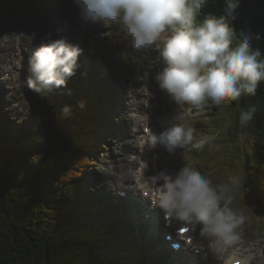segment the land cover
Here are the masks:
<instances>
[{
	"label": "clouds",
	"instance_id": "9594fccd",
	"mask_svg": "<svg viewBox=\"0 0 264 264\" xmlns=\"http://www.w3.org/2000/svg\"><path fill=\"white\" fill-rule=\"evenodd\" d=\"M77 12L82 29L109 25L116 34L127 38L134 52L157 53L163 68L152 78L161 91H165L178 108L167 118L160 120L161 132L150 128V115L140 113L139 127L149 134L145 138L147 149L163 147L169 154L177 150L202 149L207 138L196 135L197 129L188 120L206 111L209 106H220L238 101L241 97H255L264 81V56L259 48H253V40L259 34L250 30L239 34L234 45L233 32L228 20L235 21L241 0H224L223 15L203 14L209 0H70ZM70 26L65 23L53 33L42 38L41 45L29 58L31 75L24 81L33 93L41 95L66 90L68 80L76 74L79 57L83 54L80 42H69L64 33ZM145 87V86H143ZM142 87V88H143ZM154 97L151 95V100ZM149 99L141 100L148 108ZM81 110L86 101L78 103ZM195 110V111H193ZM72 106L64 105L61 115L69 118ZM255 107L241 110L238 116L241 128L254 118ZM37 125L42 121L37 118ZM41 144L44 136L37 137ZM156 169V165H152ZM107 187L123 194V181L105 166ZM155 189L151 207L165 220V226L198 230L204 246L197 251L203 260L211 256L217 264H226L220 255L226 253L241 239L247 217L243 209L235 207L238 193L242 192L244 177L229 175L214 183L197 167L183 164L170 172L167 168L155 170L148 177Z\"/></svg>",
	"mask_w": 264,
	"mask_h": 264
},
{
	"label": "trees",
	"instance_id": "16d2710c",
	"mask_svg": "<svg viewBox=\"0 0 264 264\" xmlns=\"http://www.w3.org/2000/svg\"><path fill=\"white\" fill-rule=\"evenodd\" d=\"M37 4L50 0H0V15ZM223 6L224 0H209L198 21L206 15H223ZM227 22L235 45L239 33L232 20ZM116 44L129 47L121 35ZM103 94L84 81L74 89L69 118L62 117L56 97L47 95L39 107L40 125L21 136L13 134L14 126L11 132L0 130V264H134V252L119 248L123 242L118 238L111 242V247L120 249L118 254L101 257L100 251L108 248L97 246L110 235L106 229L93 231L86 220V174L94 167L100 146L114 137L111 121L104 117L107 95ZM81 100L86 101L84 110L78 107ZM250 107L256 108L254 118L241 128L239 113ZM188 123L198 137L208 139L190 165L214 183L232 174L244 177L245 205L249 200L252 208L264 213V81L255 97L210 105ZM102 125L105 131L99 128ZM41 135L46 138L43 144L37 141Z\"/></svg>",
	"mask_w": 264,
	"mask_h": 264
},
{
	"label": "rangeland",
	"instance_id": "374dc122",
	"mask_svg": "<svg viewBox=\"0 0 264 264\" xmlns=\"http://www.w3.org/2000/svg\"><path fill=\"white\" fill-rule=\"evenodd\" d=\"M76 13L70 0H50V4H37L32 7L18 6L3 16L0 15V46H6L5 50L7 51L9 46L4 41L10 38L13 39V48L18 45L23 46V49L17 52L20 66L16 68V74H11L7 79L3 78V84H0V113L1 115L4 114L2 118L3 129L12 131V126H14L13 134L16 133L21 136L28 133L36 124L35 120L42 116L39 107L44 103L47 95L56 97L57 103L63 107L64 105H71L74 89L77 90L82 82L85 81L96 88H101L102 92L109 97L105 96L104 98V103L107 105L104 110L106 109L105 117L111 121V134L113 133L114 137L105 145L100 146L95 165L86 174L88 176L85 189L88 196L85 204L88 209L86 213L87 222L93 231L102 232L103 229H106L107 234L110 235V240L104 239L97 246L99 250L102 249L101 246L108 248L106 251L103 249L100 251L101 257L116 256L120 251L119 248H123L125 251L132 249L136 252L134 253L136 256L134 264H150L151 260L146 259L151 254L155 255L156 258L158 257L162 264H165L166 252L154 254L153 246L151 242L149 243V237L154 235L159 238L161 234L156 232L150 235L147 230L149 223L146 221L145 226L143 223L137 225L132 218L127 199L117 203L118 206L114 205L117 195L106 185L109 178L105 175V166L110 165L112 172L116 174L117 164L125 165L128 161L138 160L136 164H132V168L127 169L126 174L132 173L134 175L135 170L137 172L142 170L141 172L144 174V168L147 165V168L151 169V173L144 175L142 181L148 183V177L154 174L155 170L167 168L170 172H174L183 164H191L195 151L201 149L192 148L184 152L177 150L175 154H169L163 147L157 146L142 157L149 156L150 163L135 157L139 140L137 139L136 143H133V139L138 137L141 140L144 137L138 135L141 128L139 127V114L132 106L135 101L134 96L146 92L145 96L150 100L149 104H158V112L155 118L157 124L155 129L158 133L163 130L160 126V120L171 116L175 111L174 109L177 110L178 108L165 91L153 86L155 83L152 78L162 70L163 63L162 61L158 62L157 53L150 51L134 52L129 47H119L116 44L118 34H116L113 26H93V33L84 32L85 29L81 28ZM65 18L77 21L75 23L77 29L85 33L81 42L88 46L86 52L79 57V67L76 74L67 82V88L71 90L72 94L67 95L66 90H60L37 95L24 85V81L31 75L29 62H26L28 52L26 49L32 48L34 45L40 46L43 41L42 38L48 32H52L55 36V30L62 28L59 25L63 24ZM6 51L0 49V58L5 57L6 54L10 55V50ZM22 59L23 62H21ZM8 60L5 59L4 63ZM155 69L157 71L154 72ZM151 95L154 97L152 100ZM135 120H138V125L135 124ZM143 149L145 152V148ZM153 164L156 165V169H153ZM117 177L124 179L125 174H118ZM95 190L98 191V195L94 196ZM245 194V186H243L242 192L237 195L235 207L243 209L248 219L243 228L241 240L231 248L238 251L240 249L239 243H244L248 250L253 252L256 257L258 256L255 264H260L258 263L259 257L264 252V213L252 208L249 200L245 205ZM116 239L123 242L119 248L111 247V242ZM201 244L204 246V242ZM153 261V264H159L156 260Z\"/></svg>",
	"mask_w": 264,
	"mask_h": 264
},
{
	"label": "bare ground",
	"instance_id": "6f19581e",
	"mask_svg": "<svg viewBox=\"0 0 264 264\" xmlns=\"http://www.w3.org/2000/svg\"><path fill=\"white\" fill-rule=\"evenodd\" d=\"M65 20H66V18L64 19L63 24L62 25H59V27H63L64 26ZM76 22L77 21L75 19L71 20V23L69 25L70 26L69 31H72L74 29L73 28V24L76 23ZM92 31H93V28L92 27H88V32L89 33H93ZM53 38H56V37L53 36ZM4 42H5L6 45L9 46V49L6 51L5 50L6 46H0V49L2 51H6V52H8L10 50L9 51V54L10 55L8 56V54H6L5 57L0 58V62H1L0 63V66H2L0 68H4L5 70H7L6 73H9V75L16 74V68H18V66H20V64L18 62L19 60H18V58H16L15 62L13 63V60L12 59H13V57L15 55H17V52L19 50H22L23 49V46L21 47V45H18L21 48H19L18 46L16 48H13L14 46L12 45L13 44L12 43L13 42V39L12 38H10V39H8L7 41H4ZM29 48H31V47H29ZM29 48H27L26 51H28ZM8 58H10V59L8 60ZM5 59L8 60V61H6V63H4ZM5 79H7V78H5ZM1 80H3V78ZM108 84H110V83H108ZM153 86L155 87V84H153ZM145 93L142 92L141 94H136V96H134L135 97V101H134V103H132V106L134 107V109L136 110V112L139 115H140V113H143V109L145 108L144 105L141 103V100L146 99L145 98ZM152 93H153V91H152ZM98 105H99V103H98ZM104 112H106V111H104ZM156 112L157 111H155V113ZM3 115H2V118H3ZM135 124L138 125V120H135ZM19 125L21 126L22 124H19ZM99 128L102 131H105L103 125L102 126H99ZM18 129H19V127H18ZM0 130L3 131L5 129H3L1 127ZM6 130L9 131V132H11L9 129H6ZM140 132H142V128L138 131V135H139ZM137 139L139 140V145H140L141 140L138 137H135L133 139V143H136V140ZM129 143H131V142H129ZM139 145L137 147V150L140 148ZM138 155H139V152L136 154V156H137V159H140V157H138ZM149 158H150L149 156H146V157L142 158V160L144 162L146 161V162L150 163V159ZM137 161L138 160H135L134 159V160L128 161L127 164H125V165H122L120 163L116 165V168H117L116 174L117 175L118 174H120V175H124L125 174V178L124 179H120V177H117L118 179H120V180L123 181L124 188L122 189V192H123L122 195L120 193L116 192L117 198H116V203H114V205L115 206H118L119 204H117V203H120L122 197L127 194L130 197L129 205H130L131 211L134 214L133 216L136 217V219H137L135 221L136 223H139V222H142L143 221V226H145L146 223H145L144 220H147V219H150V218H155V221L149 224V231H148L149 234L151 235V234L156 233L158 231V227H160L169 236V238L171 239V242H169L167 240V235L166 234H163L162 236H160L159 239H157V237L154 236V235H152L151 237H149L150 238L149 239V243L151 242V245L153 246L154 254L155 253H158V252H162L163 246L164 247H168V246H171L172 243H173L174 246L177 247V254L173 258L170 259V262H173L174 264H175V262H176V264H200L199 261H198V259L195 257L196 256V253H195V248H194V246L197 245V242L194 240V238L198 235V233H197L198 230H194V229L190 228V231L187 234L183 235L182 237L186 241H188L191 238L192 239V244L190 245V244L186 243L185 245H182L181 243H178L175 240L176 239V236L174 235V232L177 231L180 227L173 228V227H171L170 222H169V226H167V227L164 226V229H163L162 226H161V220H163V222L165 224L164 218L159 214V212H157L156 210H154L151 207V203L150 202H151V200L155 199V196L152 194V192L154 193L155 192V189L153 188V186L150 183L149 184H146V183L142 182L143 179H141L144 175L145 176L148 175V173L150 172L151 169L149 170V167L147 168V165H146V168H144V174H142V172H141L142 170H140L139 172H137V170H135L134 175L132 173L126 174L127 169L128 168H132V164H136ZM86 220H88V219H86ZM153 224H156L157 227L156 226L155 227H152ZM178 247L182 248V250L180 251ZM197 248H200V247H197ZM227 253H228L229 258L226 259V264H233L235 261H237V260H234L235 256H237V253H232V254H230L229 252H227ZM220 255L224 257L226 255V253L222 252V253H220ZM250 255H252V254H250ZM148 257L149 258L146 259V260H151L150 264H153V262H154L153 260H156L159 264H162L158 260V257L156 258L155 255L148 256ZM198 258L201 259L205 264H217V262L211 256H209V259L207 261L203 260L202 257L199 256V255H198ZM238 260L241 261L242 264H252V261H250V260H241V259H238ZM258 263H260V264H263L264 263V252L259 257Z\"/></svg>",
	"mask_w": 264,
	"mask_h": 264
},
{
	"label": "water",
	"instance_id": "95a60500",
	"mask_svg": "<svg viewBox=\"0 0 264 264\" xmlns=\"http://www.w3.org/2000/svg\"><path fill=\"white\" fill-rule=\"evenodd\" d=\"M233 23L239 34L247 30L259 34L260 38L253 40V48H259L264 54V0H241L237 19Z\"/></svg>",
	"mask_w": 264,
	"mask_h": 264
},
{
	"label": "snow or ice",
	"instance_id": "6c2138e0",
	"mask_svg": "<svg viewBox=\"0 0 264 264\" xmlns=\"http://www.w3.org/2000/svg\"><path fill=\"white\" fill-rule=\"evenodd\" d=\"M186 231H188V229H187V228H184V229H182V232H186Z\"/></svg>",
	"mask_w": 264,
	"mask_h": 264
}]
</instances>
